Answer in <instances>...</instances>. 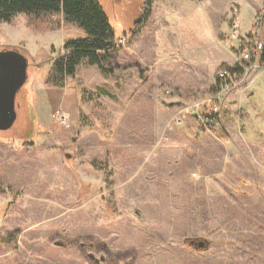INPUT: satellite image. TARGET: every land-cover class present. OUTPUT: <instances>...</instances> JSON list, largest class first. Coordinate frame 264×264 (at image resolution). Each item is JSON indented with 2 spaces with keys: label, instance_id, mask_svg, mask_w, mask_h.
<instances>
[{
  "label": "rangeland",
  "instance_id": "374dc122",
  "mask_svg": "<svg viewBox=\"0 0 264 264\" xmlns=\"http://www.w3.org/2000/svg\"><path fill=\"white\" fill-rule=\"evenodd\" d=\"M99 1L118 37L108 71L83 61L62 86L45 84L47 69L82 29L60 19L37 31L23 14L0 23V50L27 58L16 118L0 128V264H99L91 250L105 255L101 264H264V62L254 60L256 70L223 95L218 125L190 115L175 123L179 108L163 101L205 99L211 86L174 96L155 80L160 42L186 40L190 12L179 0H153L147 17L128 0ZM184 3L202 4V31L217 41L233 35L236 20L234 62L243 41H264V0ZM220 127L223 135L213 131ZM202 239L207 247L197 245Z\"/></svg>",
  "mask_w": 264,
  "mask_h": 264
},
{
  "label": "trees",
  "instance_id": "16d2710c",
  "mask_svg": "<svg viewBox=\"0 0 264 264\" xmlns=\"http://www.w3.org/2000/svg\"><path fill=\"white\" fill-rule=\"evenodd\" d=\"M139 2L137 5L147 17L153 0H139ZM17 14L26 16V26L30 29L58 28L61 19L75 24L85 34L82 37L65 39L62 43L64 53L54 58L47 69V77L44 81L47 86H62L65 77L74 75L83 61L97 65L102 71H108L105 63L110 52L115 48L118 37L99 0H0V23L10 22ZM33 19L36 20L35 24L32 23ZM138 21L141 23L142 19L136 17L133 21L132 34L136 31ZM261 62H264V41ZM232 70L239 69L234 66ZM28 128L30 124L25 122L21 133H26ZM197 128L200 132V126ZM222 130L223 128L220 127L213 131L223 135Z\"/></svg>",
  "mask_w": 264,
  "mask_h": 264
},
{
  "label": "crops",
  "instance_id": "0c3cea01",
  "mask_svg": "<svg viewBox=\"0 0 264 264\" xmlns=\"http://www.w3.org/2000/svg\"><path fill=\"white\" fill-rule=\"evenodd\" d=\"M178 2H181L180 6L182 10H187L190 12V17L188 19L184 17L186 20H188V24L190 25L189 26L186 24V27L189 30L183 33V35L187 36V39L182 40L181 43L179 42L176 44L171 43V46L170 44L166 45V43L160 42V45L161 46L163 45V50H161L163 51L162 52L163 55L159 57V60L162 61V63L158 65L160 67L159 69L160 73L156 75L155 77V80L160 81L161 84L164 85L163 87H166L169 89V90H166V92L170 91L174 96L178 95L177 93H183L184 87L186 86L190 88V90L188 91L189 94L199 91L202 88L206 89L210 85L212 86L216 71L219 68H222L220 67V65L226 64L223 67H228L234 64L235 53L231 50L230 47L234 46L233 40H236V37L239 35V33L234 34L233 31L231 30L233 35L228 34L229 38H226V40L220 39L219 41H217L216 38L214 37L213 38L215 40H213V38L211 39L212 30H209L207 34L204 31H202L203 23L207 21V19H209V15L207 13H204V11L202 10L203 9L202 4L200 3H197V5L192 4V3L185 4L184 0H179ZM167 17H169V15H166L164 19L168 20ZM174 18H179V17H175L174 15ZM179 23H182V22L179 21ZM194 24L196 28L198 27L199 24H201L199 34H197V37L195 33L191 32L194 29L193 27ZM232 25H233V22L231 26ZM221 26L219 27V29L221 28ZM168 29H170V25L168 27L162 28L157 33L158 36L160 38L165 37L167 32H169ZM221 29H223V31L226 32L224 27ZM192 37L194 39H192ZM186 41H188L189 43H187ZM228 41L230 44H228ZM212 45L215 46L214 51L211 49ZM174 48H176L177 52L173 50ZM174 61L181 63L183 65L182 66V70L184 71L183 74L185 73H188V74L185 76L182 74L181 75L174 74L172 72L173 71L172 68H170V71L166 70L167 67L170 65L169 62H174ZM181 61H184V62H181ZM199 61L200 62L211 61L212 65L210 68H207L204 66L203 63H199ZM165 62H168V63H165ZM185 66L187 67L188 70L186 69ZM192 68L195 69L193 71L194 72L193 75L189 73V70H192ZM183 77L185 79L184 81L181 80L183 79ZM158 81H154L153 84L155 82L160 83ZM211 86L210 88L205 90L204 93L209 92L211 89ZM170 101H179V100L170 99ZM164 102L166 101H163V103ZM164 105L166 104L164 103ZM180 105L171 106L170 108H173V107L179 108ZM190 116H194V115H190ZM193 119H195V117ZM194 131L197 134L200 133L198 132V128L194 129Z\"/></svg>",
  "mask_w": 264,
  "mask_h": 264
},
{
  "label": "built area",
  "instance_id": "2783aa9c",
  "mask_svg": "<svg viewBox=\"0 0 264 264\" xmlns=\"http://www.w3.org/2000/svg\"><path fill=\"white\" fill-rule=\"evenodd\" d=\"M232 31L238 34V25L233 22ZM243 44V53L236 59L233 65L219 68L214 76L213 83L209 93L205 99H197L190 102L182 103L178 112L173 117L175 123L181 122L184 117L194 114L195 119L200 121L202 126L218 125L221 120L220 106L223 95L226 96L230 88H234L242 81L247 74L255 71L258 64H254V60L261 62V50L263 48V40H245ZM253 60V63L251 61ZM236 66L239 70L232 68ZM226 98V97H225ZM220 102V103H219ZM61 120H65V114H57Z\"/></svg>",
  "mask_w": 264,
  "mask_h": 264
},
{
  "label": "water",
  "instance_id": "95a60500",
  "mask_svg": "<svg viewBox=\"0 0 264 264\" xmlns=\"http://www.w3.org/2000/svg\"><path fill=\"white\" fill-rule=\"evenodd\" d=\"M27 58L16 51L6 50L0 51V128L7 129L13 124L16 118L15 112V97L17 90L23 85L27 72ZM74 86L79 87L82 84V76L75 75ZM167 106L180 105V101H168L164 102ZM133 212L141 217V213L138 209H134ZM209 242L207 240H200L198 246L207 247ZM88 256L95 260H104L105 255L99 254V257H95L94 252H88Z\"/></svg>",
  "mask_w": 264,
  "mask_h": 264
},
{
  "label": "flooded vegetation",
  "instance_id": "af4514ba",
  "mask_svg": "<svg viewBox=\"0 0 264 264\" xmlns=\"http://www.w3.org/2000/svg\"><path fill=\"white\" fill-rule=\"evenodd\" d=\"M128 1H129L128 4L131 3L132 5H134L133 7L136 8L137 3H138V0H135V1H134V0H128ZM136 1H137V2H136ZM135 12H137V10H135ZM136 17H137V16H136ZM133 21H134V20H133ZM22 86H23V85H22ZM22 86H21V87H22ZM21 87H20V88H21ZM20 88L17 90V93L19 92ZM25 100H26V99L24 98V101H23V99H22L21 102H22L23 111H24L25 114H27V113H26L27 110H25L24 108H26V107L28 106V104H27V100H26V101H25ZM20 106H21V105H20ZM29 124H32V122H29ZM89 252H90V251H89ZM91 252H94V251L91 250ZM94 253H95V252H94ZM95 257L97 258V257H99V256H97L96 253H95ZM93 261H94V260H93ZM94 262H96V261H94ZM97 262H99V264H101V263H102V260H98Z\"/></svg>",
  "mask_w": 264,
  "mask_h": 264
},
{
  "label": "bare ground",
  "instance_id": "6f19581e",
  "mask_svg": "<svg viewBox=\"0 0 264 264\" xmlns=\"http://www.w3.org/2000/svg\"><path fill=\"white\" fill-rule=\"evenodd\" d=\"M199 121V120H198ZM200 122V121H199Z\"/></svg>",
  "mask_w": 264,
  "mask_h": 264
}]
</instances>
